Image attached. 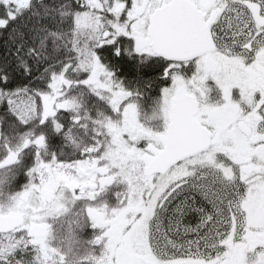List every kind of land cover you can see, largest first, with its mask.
I'll return each mask as SVG.
<instances>
[{
    "label": "snow or ice",
    "instance_id": "1",
    "mask_svg": "<svg viewBox=\"0 0 264 264\" xmlns=\"http://www.w3.org/2000/svg\"><path fill=\"white\" fill-rule=\"evenodd\" d=\"M0 264H264V0H0Z\"/></svg>",
    "mask_w": 264,
    "mask_h": 264
},
{
    "label": "rangeland",
    "instance_id": "2",
    "mask_svg": "<svg viewBox=\"0 0 264 264\" xmlns=\"http://www.w3.org/2000/svg\"><path fill=\"white\" fill-rule=\"evenodd\" d=\"M25 181L23 180V178H19V183L22 185Z\"/></svg>",
    "mask_w": 264,
    "mask_h": 264
}]
</instances>
